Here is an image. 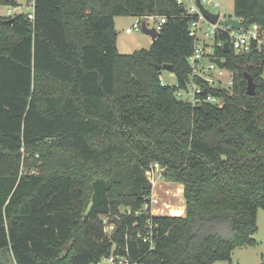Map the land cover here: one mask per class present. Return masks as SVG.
I'll return each mask as SVG.
<instances>
[{
  "label": "trees",
  "instance_id": "16d2710c",
  "mask_svg": "<svg viewBox=\"0 0 264 264\" xmlns=\"http://www.w3.org/2000/svg\"><path fill=\"white\" fill-rule=\"evenodd\" d=\"M29 1L32 19L0 15V260L6 251L12 264H93L115 246L137 264H234L264 211V48L216 47L232 85L196 77L223 104H192L176 95L190 80L193 38L175 0ZM233 2L243 26L264 31V0ZM124 14L166 22L147 48L121 53L113 27ZM164 63L174 84L160 81ZM154 163L182 184L185 210L151 215L148 249L135 234L149 213L121 210L148 201ZM107 214L118 229L104 230Z\"/></svg>",
  "mask_w": 264,
  "mask_h": 264
},
{
  "label": "built area",
  "instance_id": "2783aa9c",
  "mask_svg": "<svg viewBox=\"0 0 264 264\" xmlns=\"http://www.w3.org/2000/svg\"><path fill=\"white\" fill-rule=\"evenodd\" d=\"M175 0V2L183 7L182 12L190 17L188 22V35L193 38V49L192 53L188 57V63L191 69L190 80L186 83L184 88H180L176 91V95L179 98H187L192 104H197L200 100L210 102L216 106H221L223 104V99L221 96L213 95L210 93L205 94L202 82L207 83L212 87L219 88H230L232 85V74L231 71L224 67H219L213 58L219 57L220 60L225 61L224 57L216 55V47H221L223 45V40H215L216 35L223 34L229 43V50H233L235 53L247 52L252 49L264 48V31L259 24L253 23L248 26H243L242 20L240 18H235L241 22L240 27H235L232 25H224L222 21L230 18L222 16L223 5L221 0ZM31 3V11L27 12L29 19L33 18V1ZM206 9L211 13H218V18L215 22L207 18L202 9ZM142 19L152 23V26L159 32L162 25L166 22V16L158 14H150L145 16H137L135 22L131 27L125 29L126 33H131L133 30L141 29ZM209 41L210 39H212ZM207 61H206V60ZM205 60V61H203ZM228 72L229 74L227 75ZM227 75V76H226ZM196 77L200 78L202 82L196 81ZM195 78V79H194ZM162 84H165L161 80ZM162 175V170L157 163H154L152 167L146 170V175L152 183H155V179L159 175ZM158 202L157 198H154L150 194L148 201L143 204L139 210H132L127 207L122 209L121 212L125 214H139L146 213V217L143 221V227L136 231V238L146 243L148 249L155 247V236L158 232V223L152 221L151 215H163V214H153L152 204ZM175 215H179L176 213ZM118 217L117 215H115ZM114 217V216H113ZM111 217V218H113ZM110 215L107 214L102 216L101 219L104 223V230L110 231L115 227V224L108 219ZM119 218V217H118ZM93 264H137V260L133 259L128 252H118L115 250V246L112 247L108 254L100 256Z\"/></svg>",
  "mask_w": 264,
  "mask_h": 264
},
{
  "label": "rangeland",
  "instance_id": "374dc122",
  "mask_svg": "<svg viewBox=\"0 0 264 264\" xmlns=\"http://www.w3.org/2000/svg\"><path fill=\"white\" fill-rule=\"evenodd\" d=\"M16 2L18 4L16 6L1 4L0 15L12 16L18 12L31 11V3L29 0H16ZM221 3L223 5V17L237 18L234 15L233 0H221ZM136 17L137 16L130 14L117 15L114 17L113 29L116 32V46L118 51L121 53H131L134 50L147 48L149 46L151 41L150 36L144 33L141 29L133 30L131 33L125 32L127 27H131L133 25ZM148 24V27H152L151 22H148ZM211 40H213V38L209 41ZM226 73L227 75L229 74L228 72ZM160 79L171 85L175 83L176 76L174 72L161 70ZM34 157L36 158V163L41 164V159H38L40 156ZM151 195L158 199L156 204H152V206L155 207V214L174 215L179 210L180 206L184 204L182 197V185L167 180L161 174L157 179H155V183H152ZM253 237L256 241L255 245L240 246L232 250L231 261L234 264H258L264 261V211L262 208H258L257 210V231ZM9 258V255H7L5 251V253L2 254L0 264H12L9 261ZM212 264H228V261L217 260Z\"/></svg>",
  "mask_w": 264,
  "mask_h": 264
},
{
  "label": "water",
  "instance_id": "95a60500",
  "mask_svg": "<svg viewBox=\"0 0 264 264\" xmlns=\"http://www.w3.org/2000/svg\"><path fill=\"white\" fill-rule=\"evenodd\" d=\"M197 2L199 3V1L197 0ZM201 9H202V6H201ZM180 10L182 11L183 10V7H180ZM204 15L211 19L213 22H215L218 18V13H211L209 12L208 10L206 9H202ZM12 20V18H10V21ZM142 25H141V30L146 33L147 35L150 36V40H154L155 38H157L159 32L152 26V27H148L147 24H146V20L145 19H142L141 21ZM222 24L224 25H232V26H235V27H240L241 25V22L239 20H236L235 18H227L225 20L222 21ZM222 50L227 52L229 50V43L228 41H224L223 42V45H222ZM212 61H214L219 67H224L225 66V61L223 60H220L219 57H215L212 59ZM159 69L161 70H167V71H170V72H173V65L170 64V63H164V64H161L158 66ZM246 78H247V85H246V93L247 94H254L255 92V83L252 79V77L249 75V74H246ZM185 102L188 101L187 98L184 99ZM112 222L115 224V227L116 229L119 228V225H120V221H119V218L114 216L112 218Z\"/></svg>",
  "mask_w": 264,
  "mask_h": 264
},
{
  "label": "crops",
  "instance_id": "0c3cea01",
  "mask_svg": "<svg viewBox=\"0 0 264 264\" xmlns=\"http://www.w3.org/2000/svg\"><path fill=\"white\" fill-rule=\"evenodd\" d=\"M151 42V41H150ZM180 184V183H179ZM182 185V184H181ZM182 197H183V187H182ZM184 200V198H183ZM185 207L184 204L180 206L179 210L176 213H179V215H182L184 213ZM152 212L155 214V207L152 208ZM171 215V214H170ZM175 215V214H174Z\"/></svg>",
  "mask_w": 264,
  "mask_h": 264
}]
</instances>
